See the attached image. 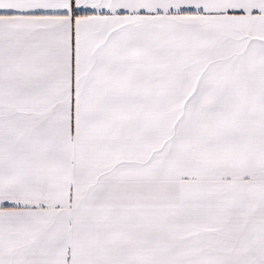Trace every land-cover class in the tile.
I'll list each match as a JSON object with an SVG mask.
<instances>
[{
	"label": "snow or ice",
	"instance_id": "snow-or-ice-1",
	"mask_svg": "<svg viewBox=\"0 0 264 264\" xmlns=\"http://www.w3.org/2000/svg\"><path fill=\"white\" fill-rule=\"evenodd\" d=\"M0 264H264V0H0Z\"/></svg>",
	"mask_w": 264,
	"mask_h": 264
}]
</instances>
